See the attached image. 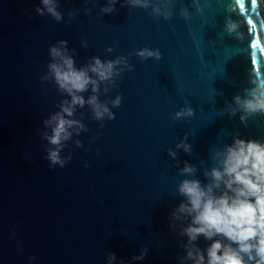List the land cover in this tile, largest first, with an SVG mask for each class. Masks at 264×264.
Here are the masks:
<instances>
[{
  "label": "water",
  "instance_id": "water-1",
  "mask_svg": "<svg viewBox=\"0 0 264 264\" xmlns=\"http://www.w3.org/2000/svg\"><path fill=\"white\" fill-rule=\"evenodd\" d=\"M200 3L202 14L192 0H176L165 20L123 0L111 14L100 10L106 0H59L64 21L57 22L36 13L40 0H0V264H107L110 253L116 264H181L186 238L169 217L184 199L177 192L184 162L208 183L203 173L215 166L213 153L237 133L264 140V115L244 124L227 107L251 87L250 71L264 74V0ZM70 11L79 13L71 22ZM227 19L237 25L232 36ZM59 40L77 51V67L95 56H125L132 70L101 97L122 95L115 120L79 110L88 131L74 139L83 147L71 143L62 156L70 152L72 160L53 169L44 158L43 121L65 97L41 77ZM145 47L162 58L135 55ZM186 107L195 116L175 120ZM185 136L192 152L179 150L177 167L168 151ZM198 243L206 249L211 242ZM145 248L146 259L133 262Z\"/></svg>",
  "mask_w": 264,
  "mask_h": 264
},
{
  "label": "clouds",
  "instance_id": "clouds-1",
  "mask_svg": "<svg viewBox=\"0 0 264 264\" xmlns=\"http://www.w3.org/2000/svg\"><path fill=\"white\" fill-rule=\"evenodd\" d=\"M95 6L96 0H87ZM121 0H106V6L100 10L104 14L116 11ZM176 0H123L129 8L149 10V15L165 20L173 16ZM201 14L204 8L200 0H192ZM41 6L35 9L40 16H51L57 22H63L64 16L58 10L59 0H40ZM86 14L92 9L85 8ZM79 13L70 11L69 22L76 19ZM180 15L185 20L191 19L187 8H182ZM237 25L227 19L225 31L232 36ZM87 48V42L82 44ZM48 71L41 77L42 83L54 82L57 90L65 98L57 105L58 110L43 121L42 139L47 142L45 159L53 169L58 165L65 167L72 154L62 156L74 142L75 147H83L80 139L88 131L83 122L84 112L77 116L79 110L90 109L94 120H115L112 108H119L122 95L114 99L102 100L113 88L125 71H131L128 57L118 56L114 60H102L99 56L91 57L87 64L77 67L75 49H70L67 40H59L50 47ZM107 53L115 51L108 47ZM143 60L154 58L160 60L161 52L145 47L135 53ZM251 87L237 94L227 103L231 116L240 115L241 123L247 124L250 118L264 115V74L249 72ZM85 94H88L87 96ZM195 111L182 108L176 112L175 120H184L195 116ZM103 126V125H101ZM177 151L169 149L168 155L179 167L177 152L183 150L191 154L192 145L185 136L176 145ZM215 166L205 169L204 176L208 183L195 178L199 169L184 162L180 174L185 176L177 185V192L184 199L172 211L169 219L172 227L179 226V235L186 238L182 245L185 255L181 264H264V140L245 139L237 133L230 144L213 153ZM203 237L211 243L206 249L199 247ZM149 250L133 256L132 261H143ZM35 260V257H30ZM117 256L110 253L107 264H116ZM120 264H125L123 260Z\"/></svg>",
  "mask_w": 264,
  "mask_h": 264
},
{
  "label": "snow or ice",
  "instance_id": "snow-or-ice-1",
  "mask_svg": "<svg viewBox=\"0 0 264 264\" xmlns=\"http://www.w3.org/2000/svg\"><path fill=\"white\" fill-rule=\"evenodd\" d=\"M255 2V0H253V3Z\"/></svg>",
  "mask_w": 264,
  "mask_h": 264
}]
</instances>
